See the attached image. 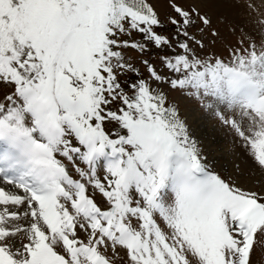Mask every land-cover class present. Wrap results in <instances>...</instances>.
I'll list each match as a JSON object with an SVG mask.
<instances>
[{
	"label": "snow or ice",
	"instance_id": "snow-or-ice-1",
	"mask_svg": "<svg viewBox=\"0 0 264 264\" xmlns=\"http://www.w3.org/2000/svg\"><path fill=\"white\" fill-rule=\"evenodd\" d=\"M261 8L0 0V264H264Z\"/></svg>",
	"mask_w": 264,
	"mask_h": 264
},
{
	"label": "rangeland",
	"instance_id": "rangeland-1",
	"mask_svg": "<svg viewBox=\"0 0 264 264\" xmlns=\"http://www.w3.org/2000/svg\"><path fill=\"white\" fill-rule=\"evenodd\" d=\"M255 3L257 5H259L260 4V0H255ZM260 10L264 11V8H261ZM234 38H235L234 36H231V35H228L227 33H225L224 39L217 45V50L218 51L222 50L224 45L226 43L232 42L234 40Z\"/></svg>",
	"mask_w": 264,
	"mask_h": 264
}]
</instances>
